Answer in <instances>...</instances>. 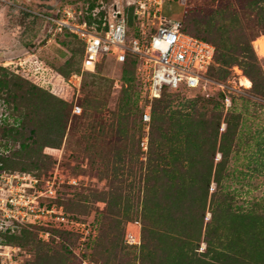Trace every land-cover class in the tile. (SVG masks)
I'll return each instance as SVG.
<instances>
[{"label": "rangeland", "instance_id": "obj_1", "mask_svg": "<svg viewBox=\"0 0 264 264\" xmlns=\"http://www.w3.org/2000/svg\"><path fill=\"white\" fill-rule=\"evenodd\" d=\"M68 1L81 0L0 1V81H10L16 101L18 95L24 96V108L16 109L24 114L25 121L22 132L12 135L18 141L7 139L1 132L0 138L13 145L28 143L10 166H32L41 179L56 174L64 197L58 200L59 205L73 217L92 223L96 232L86 242L76 233L57 232L45 241L35 233L27 234L22 264H80V257L94 264H160L164 254L161 243L143 228L142 177L148 148L138 145V139L149 135L150 129L140 122L132 71L126 73L121 64L111 61L101 63L95 73L82 69L80 41L65 31L56 33L35 14ZM249 1L167 0L163 14L212 42L224 35L244 43L256 34L251 46L264 79V24L249 8ZM220 67L215 63L207 73L205 87L171 95L163 103L169 109L186 110L197 101L201 107L205 102L200 99L214 98L223 101L224 115L241 113L238 151L232 154L226 185L238 205L259 203L258 208L264 210V98L256 96L253 87L240 85V78L246 76L240 65L233 66L226 78H218ZM99 89L103 92L98 98L105 105L98 114L88 116L93 109L85 97ZM125 91L137 107L126 123L118 117ZM8 93L10 90L0 88V99ZM226 100L231 101L228 110ZM75 103L82 108L80 115L72 113ZM10 107L8 111L17 115ZM60 110L62 117L58 115ZM8 111L0 109L2 114ZM14 115L10 116L12 121ZM96 121L103 123L104 130H91ZM215 189L212 183L211 191ZM205 218L211 219L208 210ZM129 233L137 243L130 241ZM205 249L206 244L201 242L198 251Z\"/></svg>", "mask_w": 264, "mask_h": 264}, {"label": "trees", "instance_id": "obj_2", "mask_svg": "<svg viewBox=\"0 0 264 264\" xmlns=\"http://www.w3.org/2000/svg\"><path fill=\"white\" fill-rule=\"evenodd\" d=\"M248 6L264 24V0H250ZM182 29L191 33L184 25ZM256 37V34H252L244 43L224 35L214 42L199 38L216 46L215 63L221 66L218 78H226L233 66L240 65L246 77L252 80L255 95L264 98V79L251 46ZM80 45L83 57L84 47L82 43ZM214 65L208 72L213 70ZM122 66L126 73L131 69L134 79L136 59L129 56ZM0 88L10 90L11 93L2 94L5 95L3 99L14 98L15 107L11 105L10 108L11 112L18 113L13 115L19 122L17 126L0 127V132L7 139L17 140L12 135L21 133L25 124L24 114L18 112L19 101L24 108V96L18 95L16 101L10 81H0ZM99 92L92 94L90 91L85 97L88 106L93 109V112L87 113L88 116L98 114L105 105L98 98L103 90L99 89ZM168 97L171 95L164 93L152 103L148 150L146 162L143 163L145 173L142 177L145 187L143 228L155 234L161 243L164 254L159 263L264 264V210L258 208L259 203H251L249 207L238 205L234 193L226 185L231 174L229 165L232 154L238 151L236 140L240 135L241 113L230 111L224 115L223 101L214 98L200 99L205 102L201 107H198L197 101L186 110L169 109L168 104L163 103V99ZM134 104L130 94L123 92L118 117L124 123L129 121L133 110H137ZM62 113L60 110L58 115L62 117ZM140 122H143L141 115ZM223 123L226 124L225 129L221 128ZM102 124L98 121L92 123L91 130H104ZM32 132L34 134L35 130ZM141 139H138V145ZM47 144L52 143L48 141ZM19 145L20 150H24L29 144L24 141ZM218 154H221L219 159ZM13 160L0 157V168L11 171L32 169V166L26 165L22 168L11 167ZM212 183L216 184L214 191H211ZM207 210L211 213L209 221L205 218ZM41 228L49 230L51 237L56 236L57 232L73 233ZM39 229H23L4 234V237L7 243L24 247L27 234L39 236ZM201 242L206 244V249L199 252Z\"/></svg>", "mask_w": 264, "mask_h": 264}, {"label": "built area", "instance_id": "obj_3", "mask_svg": "<svg viewBox=\"0 0 264 264\" xmlns=\"http://www.w3.org/2000/svg\"><path fill=\"white\" fill-rule=\"evenodd\" d=\"M166 1H68L35 14L56 33L65 31L82 43L84 71L95 73L98 65L107 61L122 65L129 56L136 59L137 103L141 119L149 129L153 101L164 93L181 94L205 87L204 83L209 81L206 75L215 63L216 46L183 31L179 21L165 17ZM225 104L228 110L231 101L226 100ZM72 113L80 115L81 106L73 104ZM5 126H15L14 120L10 114L0 113V127ZM0 141V157L15 159L20 145L3 138ZM141 145L148 148V135ZM61 191L56 174L41 179L33 170L0 168V264L24 261L22 246L7 243L4 234L40 228V239L49 240L51 233L43 227L76 233L82 242L94 238L96 230L92 223L73 217L59 205L58 200L64 199ZM80 264L94 263L80 257Z\"/></svg>", "mask_w": 264, "mask_h": 264}, {"label": "flooded vegetation", "instance_id": "obj_4", "mask_svg": "<svg viewBox=\"0 0 264 264\" xmlns=\"http://www.w3.org/2000/svg\"><path fill=\"white\" fill-rule=\"evenodd\" d=\"M10 105H12L13 108L15 107V100H14L13 97L8 98V99H0V109H2L3 111L6 110V109H7V111H8V107H9ZM18 106H19L20 108H22V107H23V104L20 103V101H19ZM7 113L10 114L9 111H8ZM10 116L12 117L13 115L10 114ZM14 123H15V126L19 125V122L16 121V118L14 119Z\"/></svg>", "mask_w": 264, "mask_h": 264}, {"label": "bare ground", "instance_id": "obj_5", "mask_svg": "<svg viewBox=\"0 0 264 264\" xmlns=\"http://www.w3.org/2000/svg\"><path fill=\"white\" fill-rule=\"evenodd\" d=\"M240 85L243 86L244 88H251L252 87V82L250 81V79L246 76H242L240 78ZM128 237H130V241L132 243H137V239L134 237L133 234L129 233Z\"/></svg>", "mask_w": 264, "mask_h": 264}, {"label": "water", "instance_id": "obj_6", "mask_svg": "<svg viewBox=\"0 0 264 264\" xmlns=\"http://www.w3.org/2000/svg\"><path fill=\"white\" fill-rule=\"evenodd\" d=\"M226 128V124H224V129ZM221 157V154H219L218 158ZM215 184V183H214ZM216 185V184H215Z\"/></svg>", "mask_w": 264, "mask_h": 264}]
</instances>
